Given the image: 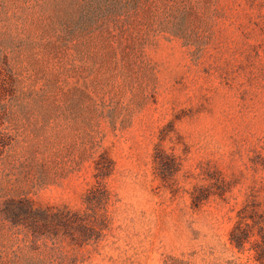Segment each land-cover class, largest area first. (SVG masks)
Masks as SVG:
<instances>
[{
  "label": "rangeland",
  "instance_id": "1",
  "mask_svg": "<svg viewBox=\"0 0 264 264\" xmlns=\"http://www.w3.org/2000/svg\"><path fill=\"white\" fill-rule=\"evenodd\" d=\"M0 47V254L8 197L84 209L107 155L112 231L80 264H262L229 237L264 210V0H0Z\"/></svg>",
  "mask_w": 264,
  "mask_h": 264
},
{
  "label": "trees",
  "instance_id": "2",
  "mask_svg": "<svg viewBox=\"0 0 264 264\" xmlns=\"http://www.w3.org/2000/svg\"><path fill=\"white\" fill-rule=\"evenodd\" d=\"M10 72L12 68L0 47V83L10 81ZM154 159L164 179H169L178 170L177 158L162 149L157 148ZM112 164L107 155L96 161V182L84 195V209L37 206L24 194L8 197L1 207V216L19 247L12 253L0 254V264H80L94 252H99L102 242L112 231V218L108 212L112 192L106 182V177L113 171ZM210 192L195 188L194 206L207 200ZM238 216L230 230V242L241 252L255 248L256 260L264 264V210L247 204L238 211ZM255 234L259 236L253 243ZM248 243L253 244L247 247ZM164 264H191V261L170 255Z\"/></svg>",
  "mask_w": 264,
  "mask_h": 264
}]
</instances>
